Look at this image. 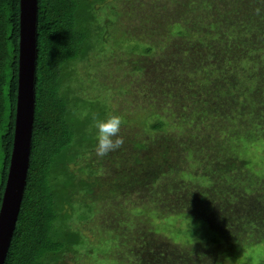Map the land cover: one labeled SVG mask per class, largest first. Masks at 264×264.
I'll list each match as a JSON object with an SVG mask.
<instances>
[{
    "label": "trees",
    "instance_id": "1",
    "mask_svg": "<svg viewBox=\"0 0 264 264\" xmlns=\"http://www.w3.org/2000/svg\"><path fill=\"white\" fill-rule=\"evenodd\" d=\"M103 1L37 0L31 149L4 264H65L77 255L84 240L71 210L80 221L101 215L121 240L112 254L120 264H232L240 250L264 244V163L251 155L264 141V0H167L165 57L147 58L159 40L129 50L144 55L132 61L144 73L154 119L142 135L118 133L119 149L89 157L95 134L86 126L101 113L76 115L87 99L70 80L81 61L117 41L98 17L117 10ZM18 31L19 0H0V205L14 136ZM124 34L145 42L141 31ZM144 214L168 226L175 216L197 217L216 235L203 236L211 247H181L153 235ZM185 232L197 238L198 230ZM124 247L128 254L119 252Z\"/></svg>",
    "mask_w": 264,
    "mask_h": 264
},
{
    "label": "rangeland",
    "instance_id": "2",
    "mask_svg": "<svg viewBox=\"0 0 264 264\" xmlns=\"http://www.w3.org/2000/svg\"><path fill=\"white\" fill-rule=\"evenodd\" d=\"M103 5H115V11L118 12L117 14L106 7L107 9L100 10L98 13L100 22L103 23L107 20V30L110 34L117 36V41L113 38L111 41L107 40L102 44V49L105 48L104 52L91 53L88 61L86 59L79 63V71L75 65L76 76L70 82L73 84L76 82V89H79L80 94L87 99V103L79 108L76 115L82 119L86 115L91 116L92 111L98 110L101 114L96 118L102 119L103 115L105 119L107 115L118 114L124 120L119 134L130 137L134 132H137L142 135L146 132L148 123L154 119L152 115L154 109L151 108L150 94L143 92L146 91L144 87H148L143 80L144 73L134 69L135 64L132 61L134 59L136 63H139L144 59V55L139 57L136 56L137 53H130L129 50L134 45L139 49L143 48L146 43L154 45L155 40H159V46H154L152 53L147 58L150 61H155L165 57L167 43L170 41L167 38V29L171 21L167 20V0H104ZM151 14L154 16L150 17ZM125 30L141 31L145 42H137L133 39L125 41L128 38L125 36L127 32L121 36L122 31L125 32ZM170 39L173 40V37L171 36ZM95 42L99 43L98 40ZM96 45L98 44L94 43V48ZM110 49L112 50L109 53ZM75 77H79L80 81L77 82ZM120 85L126 86L125 92L119 90ZM86 128L88 133L92 131L95 134L93 118H90ZM89 144L92 147L89 148L88 155L94 157L96 155L94 151L96 139L90 140ZM257 146V148L251 149V155L257 153L264 158V141L261 140ZM263 158L260 159L256 156L252 163H257V166L260 163L263 164ZM83 175L88 174L83 172ZM74 201L79 202L82 199L77 195ZM89 201L90 199L87 202ZM127 204L129 207V203ZM150 207L155 206L150 205ZM80 212L78 211V213ZM70 213L72 214L70 224L82 236L84 245L77 255L68 254L65 264H120L121 261L112 254L118 250L121 240L109 232L107 223L101 218V215L95 212L86 221H80L74 217L77 215L76 211L71 210ZM142 217L146 222V227L153 230V235L158 236L162 241L168 239L169 242L185 248L211 247L206 240H203V236L216 235L205 220L197 217L175 216L171 218L174 220H172L173 223L170 222L172 224L170 226L167 225V221L158 219L155 214H144ZM104 218H106L105 215ZM195 230H198L197 238H192L190 233L185 232ZM143 246L141 248L137 246V249H142ZM124 248H120L119 252L128 254V248ZM240 252L243 253L233 262L229 260L232 264H258L264 261V244L244 251L240 250Z\"/></svg>",
    "mask_w": 264,
    "mask_h": 264
},
{
    "label": "water",
    "instance_id": "3",
    "mask_svg": "<svg viewBox=\"0 0 264 264\" xmlns=\"http://www.w3.org/2000/svg\"><path fill=\"white\" fill-rule=\"evenodd\" d=\"M18 79L14 136L0 205V264H4L20 210L35 108L37 0H19Z\"/></svg>",
    "mask_w": 264,
    "mask_h": 264
},
{
    "label": "clouds",
    "instance_id": "4",
    "mask_svg": "<svg viewBox=\"0 0 264 264\" xmlns=\"http://www.w3.org/2000/svg\"><path fill=\"white\" fill-rule=\"evenodd\" d=\"M122 125V118L118 114H112L105 119H97L93 116L96 144L94 151L97 157H103L117 150L123 144V138L118 135Z\"/></svg>",
    "mask_w": 264,
    "mask_h": 264
}]
</instances>
